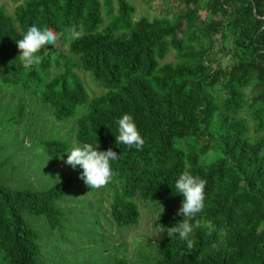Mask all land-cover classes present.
<instances>
[{
    "label": "trees",
    "instance_id": "1",
    "mask_svg": "<svg viewBox=\"0 0 264 264\" xmlns=\"http://www.w3.org/2000/svg\"><path fill=\"white\" fill-rule=\"evenodd\" d=\"M179 8L138 21L130 0H23L13 15L0 9V86L37 94L47 121L71 127L76 144L117 152L105 215L121 230L139 223L140 201L175 198L180 209L174 183L183 171L207 181L205 208L190 237L194 246L167 234L182 220L171 213L159 219L164 235L144 264H264V0H180ZM104 17L110 19L105 26ZM33 24L52 28L60 39L82 24L81 37L67 46L78 65L47 45L37 53L42 63L26 67L17 41ZM172 53L176 62L166 63ZM61 59L63 71H56ZM75 67L104 93L90 97ZM123 114L133 116L142 149L116 142ZM51 126L60 138L39 145L57 162L70 151L71 136L63 139ZM81 174L46 191L0 181V264H44L40 237L25 215L51 231L78 216L96 226L93 207L100 201L89 199ZM73 187L82 191L76 203L58 205Z\"/></svg>",
    "mask_w": 264,
    "mask_h": 264
},
{
    "label": "rangeland",
    "instance_id": "2",
    "mask_svg": "<svg viewBox=\"0 0 264 264\" xmlns=\"http://www.w3.org/2000/svg\"><path fill=\"white\" fill-rule=\"evenodd\" d=\"M130 1L136 8L134 16L136 21L144 17L151 20L166 14L173 15L180 5V0L178 4L174 0H166L168 4L165 6L163 0ZM22 3L23 0L18 4H14L10 0H1L0 9L9 15H13L15 8ZM109 21V18L104 17V26ZM68 42L69 40L65 38H59L57 45L51 46L58 52L68 55L69 61L78 65L77 59L68 54ZM175 62L176 55L172 53L166 63ZM64 63L65 60L61 59L55 68L56 71H63L62 65ZM74 72L85 83L90 97L104 93L100 85L92 81L89 73L90 76L78 67L74 68ZM47 111L41 106L37 94L19 88L0 86V181L7 183L13 189L30 188L46 191L61 182L65 176L82 173L79 166L73 169L64 163L67 159L66 155L56 162L46 158L41 152L40 148L42 147L39 145L41 140L60 138L58 131L53 132L51 123L56 128L61 129L63 139L71 136V127H63L52 119L51 123L47 121ZM66 124L68 123L62 125ZM25 137H28L27 140ZM69 139L70 147L76 144L74 136ZM29 175L31 181H28L27 176ZM84 185L86 186L85 183ZM90 190L92 191H86L89 195L92 194L89 199L93 196L94 201H100L93 207V213L96 212V226H94L93 220L89 219L82 222L81 217L78 216L76 221H71L69 225L51 231L49 227L44 225L43 220L36 219L31 215L24 216L40 237V244L43 249L40 261L44 264H75L77 262L84 263V261L92 264H112L115 259L125 258L131 264H144L142 260L145 258L144 255L147 254L149 260L154 258L158 240L164 235V231L159 225V219L178 212L179 205L175 198L154 205L140 201L141 218L139 223L134 227L121 230L112 222L110 213L105 215V212L109 211L110 199L107 195L109 188L105 186ZM77 191L79 189L73 187L72 191L58 205L68 204L66 201L68 199H71L70 202L74 205L79 195H82V191ZM71 194L76 195L73 197ZM159 204L163 206V212ZM83 227L86 228L85 231L82 229Z\"/></svg>",
    "mask_w": 264,
    "mask_h": 264
},
{
    "label": "clouds",
    "instance_id": "3",
    "mask_svg": "<svg viewBox=\"0 0 264 264\" xmlns=\"http://www.w3.org/2000/svg\"><path fill=\"white\" fill-rule=\"evenodd\" d=\"M83 25H74L68 30L66 39L74 40L81 37ZM59 35L48 26L31 25L24 33L23 37L17 41V48L20 52L19 58L26 67L40 65L42 56L38 55L47 45L53 47L57 45ZM118 136L115 137L117 143L127 146L129 149L135 147L142 149L145 141L141 136L134 118L131 114H123L117 121ZM99 144L95 146L91 143L75 144L70 151L65 154L66 165L76 169H82L80 179L90 188L99 189L107 186L114 179V170L111 162L119 159L117 152L112 149L98 151ZM207 181L198 175H193L189 170L183 171L174 183V191L182 196L181 207L177 215L182 216V220L174 226L167 228L168 235L178 234L182 241L187 242V247L192 248L194 241L190 239L194 227L199 226L198 214L205 208V188ZM160 205V204H159ZM162 212L163 206L160 205ZM161 212V213H162ZM162 229H165L161 226ZM221 237L227 236L226 230H221ZM215 247V244L213 245Z\"/></svg>",
    "mask_w": 264,
    "mask_h": 264
}]
</instances>
